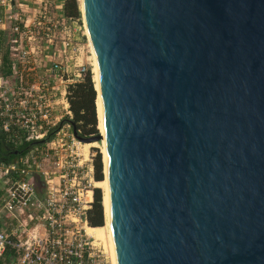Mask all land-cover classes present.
Returning a JSON list of instances; mask_svg holds the SVG:
<instances>
[{
    "label": "water",
    "instance_id": "95a60500",
    "mask_svg": "<svg viewBox=\"0 0 264 264\" xmlns=\"http://www.w3.org/2000/svg\"><path fill=\"white\" fill-rule=\"evenodd\" d=\"M83 5L116 264H264V0Z\"/></svg>",
    "mask_w": 264,
    "mask_h": 264
},
{
    "label": "built area",
    "instance_id": "2783aa9c",
    "mask_svg": "<svg viewBox=\"0 0 264 264\" xmlns=\"http://www.w3.org/2000/svg\"><path fill=\"white\" fill-rule=\"evenodd\" d=\"M85 32L64 2L0 0V144L20 151L0 158V264H114L87 233L95 153L69 103L92 73Z\"/></svg>",
    "mask_w": 264,
    "mask_h": 264
},
{
    "label": "trees",
    "instance_id": "16d2710c",
    "mask_svg": "<svg viewBox=\"0 0 264 264\" xmlns=\"http://www.w3.org/2000/svg\"><path fill=\"white\" fill-rule=\"evenodd\" d=\"M64 13L72 19L80 18V10L77 0H64ZM4 62L6 57H3ZM97 92L94 88L92 73H87L70 88L69 103L73 112V122L82 135L98 133V120L96 113ZM1 145V144H0ZM2 146V145H1ZM0 146V147H1ZM22 147L21 150H24ZM94 180H103L102 156L98 150L93 159ZM89 225L92 227L102 226L104 222L102 207V192L100 188H93V203L87 212Z\"/></svg>",
    "mask_w": 264,
    "mask_h": 264
},
{
    "label": "bare ground",
    "instance_id": "6f19581e",
    "mask_svg": "<svg viewBox=\"0 0 264 264\" xmlns=\"http://www.w3.org/2000/svg\"><path fill=\"white\" fill-rule=\"evenodd\" d=\"M80 8H81V14L83 18V22L85 24L86 28V34L88 37V31L85 21V13H84V5L83 0H80ZM92 56H93V62H94V69H93V82L94 87L97 92L96 97V113L98 118V128L101 134V140H102V160L104 164V178L101 181H94V185L103 191L102 195V207L104 212V224L102 226L97 227H88L87 233L92 235L96 238V240L106 241L109 243V248L112 256L113 263L116 264V257H115V250H114V243L112 238V231H111V224H110V215H109V197H108V181H107V160H106V148H105V139H104V121H103V110H102V102H101V96L99 91V69H98V63L95 56V53L91 47ZM95 145V142H86L85 148H89Z\"/></svg>",
    "mask_w": 264,
    "mask_h": 264
},
{
    "label": "rangeland",
    "instance_id": "374dc122",
    "mask_svg": "<svg viewBox=\"0 0 264 264\" xmlns=\"http://www.w3.org/2000/svg\"><path fill=\"white\" fill-rule=\"evenodd\" d=\"M58 1V0H57ZM77 2H78V6H79V10H80V13H81V8H80V0H77ZM80 17L82 18V14L80 15ZM87 35V34H86ZM92 52V51H91ZM89 55V54H88ZM85 56H86V54L85 53H83V59H82V61L85 63V61L86 60H84V58H85ZM92 58H93V56H92ZM91 67H92V79H93V69H94V62H93V64L91 65ZM97 120H98V118H97ZM97 128H98V124H97ZM98 133H100V131H99V128H98ZM102 140L100 139V140H98V141H95V145L94 146H92V147H90V149H91V152H93V153H95L96 154V150H98V152H100V154H101V156H102V152H101V149H102ZM103 157V156H102ZM102 164H103V160H102ZM103 171H104V164H103ZM103 178H104V172H103ZM37 180H38V178H37ZM96 187V186H95ZM101 190V192H102V195H103V191H102V189H100ZM103 216H104V212H103ZM103 224H104V222H103ZM100 242L101 243H104V245H106L107 247H109V243L108 242H106L105 240L104 241H101L100 240ZM110 249V248H109ZM112 257V256H111ZM113 261V260H112Z\"/></svg>",
    "mask_w": 264,
    "mask_h": 264
},
{
    "label": "flooded vegetation",
    "instance_id": "af4514ba",
    "mask_svg": "<svg viewBox=\"0 0 264 264\" xmlns=\"http://www.w3.org/2000/svg\"><path fill=\"white\" fill-rule=\"evenodd\" d=\"M1 146V145H0ZM9 151H10V149H9V147L8 146H1L0 147V158L1 159H5V158H7V157H10V156H12V155H9Z\"/></svg>",
    "mask_w": 264,
    "mask_h": 264
},
{
    "label": "crops",
    "instance_id": "0c3cea01",
    "mask_svg": "<svg viewBox=\"0 0 264 264\" xmlns=\"http://www.w3.org/2000/svg\"><path fill=\"white\" fill-rule=\"evenodd\" d=\"M59 2H61L63 4L64 0H58Z\"/></svg>",
    "mask_w": 264,
    "mask_h": 264
}]
</instances>
